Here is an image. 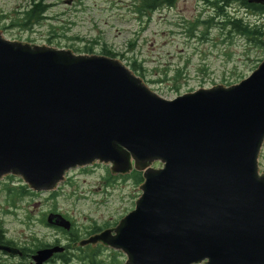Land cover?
<instances>
[{
  "label": "water",
  "instance_id": "water-1",
  "mask_svg": "<svg viewBox=\"0 0 264 264\" xmlns=\"http://www.w3.org/2000/svg\"><path fill=\"white\" fill-rule=\"evenodd\" d=\"M263 144L264 60L238 84L165 100L116 58L0 31V181L53 192L70 170L95 163L142 177L134 209L76 246L100 243L124 264H264ZM46 225L71 230L56 213ZM64 251L36 250L30 264Z\"/></svg>",
  "mask_w": 264,
  "mask_h": 264
},
{
  "label": "rangeland",
  "instance_id": "rangeland-1",
  "mask_svg": "<svg viewBox=\"0 0 264 264\" xmlns=\"http://www.w3.org/2000/svg\"><path fill=\"white\" fill-rule=\"evenodd\" d=\"M30 1L0 0V31L5 39L77 55L100 56L107 49L130 70L136 62L141 70L134 73L165 100L238 84L264 60V44L259 45L257 37L242 36L224 25L227 17H237L264 33V15L257 16L239 4H229L220 12L209 6V0H177L144 17L135 12L136 0H47L50 8L41 24L32 29L14 26ZM258 165L264 174V144ZM128 176H113L109 165L98 163L76 168L55 191L23 197L13 211L6 188L25 184L18 177H5L0 181V229L16 249L24 250L32 248L33 239L50 246L62 240L57 230L40 223L43 215L53 211L69 220L71 229L73 224L78 230L94 224L117 226L141 195L142 182L137 184ZM77 244L73 248L80 247ZM112 251L94 255L82 251L69 264H124L125 255ZM20 262L18 256L0 253V264Z\"/></svg>",
  "mask_w": 264,
  "mask_h": 264
},
{
  "label": "trees",
  "instance_id": "trees-1",
  "mask_svg": "<svg viewBox=\"0 0 264 264\" xmlns=\"http://www.w3.org/2000/svg\"><path fill=\"white\" fill-rule=\"evenodd\" d=\"M176 1L177 0H136L137 4L135 5V12L140 16L148 17L150 13L154 12L155 10L159 9L160 7L173 6ZM249 1L250 0H213V1L209 0L208 4L212 8L218 7L220 12H221V11H223V8H226L227 5L235 3V4H239V6L242 7L243 9H245L246 11H250L251 13L256 14L257 16L264 15V6L254 4V3H250ZM46 2H47V0H31L29 2V6L24 10L21 18L19 19V21L16 24H14V26H20L23 29H32L33 26L41 24L45 20V18H46L45 15L48 12V9L50 8V6L46 4ZM222 3L224 4V6L221 5ZM223 16L226 17L227 15L224 14ZM224 25L232 28L235 32H237L238 34H240L242 36L257 37L258 38V44L263 46L262 45L263 44L262 38L264 36V33L259 31L258 29H256V30L252 29V27H250L247 23H245L243 21V19H239L237 17H227V20L224 23ZM85 50L88 53H91V49L87 48ZM102 56H106V57H110V58L116 57V55L114 53H112L111 51H109L107 49H103ZM130 67H131V69H132L131 71H133V73L138 71V70H141V67L139 65H137L136 62H133ZM7 177H9V176H7ZM128 177L132 178L133 181L137 184L142 182V178H141L140 174H138L136 172H132ZM9 178H10V180L12 179L11 177H9ZM6 193H7V196L9 198V205H10L11 209L12 208L15 209L17 206V202H19L23 197L35 195V193L30 192L29 189L25 185H20V187H18V188H13V187L12 188H6ZM50 213H56V211H53ZM46 217H47V215H43L40 223L44 224L46 227H48L46 225ZM59 231H62L63 233H66V234L70 232V231L67 232V231H63V230H59ZM60 236H61V234H60ZM71 236H72L73 241H75L77 239L76 235H71ZM0 245L16 248L14 242L9 241L5 238L4 231L2 229H0ZM52 246H61L60 240L57 239L54 242V245H52ZM52 246L46 245V244H41L36 239H33L32 248H27L24 250L18 249L19 252H21V254H22V256L20 257L21 261H23V262H20V264H25L24 262L30 261L31 256L35 253L36 250H39L42 248H47V247H52ZM68 254H70L69 250L67 248H65L64 253L55 256V258H53L50 262H48L46 264H61L60 262L59 263L57 262L58 259L67 260L66 256ZM88 255H90V254H88ZM93 258H95V257L94 256L90 257L91 261ZM92 263H93V261H92Z\"/></svg>",
  "mask_w": 264,
  "mask_h": 264
},
{
  "label": "flooded vegetation",
  "instance_id": "flooded-vegetation-1",
  "mask_svg": "<svg viewBox=\"0 0 264 264\" xmlns=\"http://www.w3.org/2000/svg\"><path fill=\"white\" fill-rule=\"evenodd\" d=\"M12 211H13V208H12ZM115 225H113V227H111L110 225L108 227L107 226L97 227L94 224L91 227L80 228L78 230L75 227V225L73 224L72 230L69 233H67V234L63 233L62 231H59L60 229H55L62 236V240H60V245H62L65 248H67L69 250V253H70V254H68L66 256L67 260L58 259V263L60 262L61 264H66V263L69 264L68 262H70L71 258H74L76 256V254H78V253H80L82 251H87V252H89V253H91L93 255L97 254L98 252H104V251L113 252L112 249L107 248V247L103 246L100 243H97L95 245H87V246H84V247H81V248L80 247L73 248V245L77 244L80 241L82 242V241L88 240L89 238L100 234L104 230H107V229H110V228H114ZM71 235H76L77 239L75 241H73ZM61 242H63L64 244H61Z\"/></svg>",
  "mask_w": 264,
  "mask_h": 264
}]
</instances>
